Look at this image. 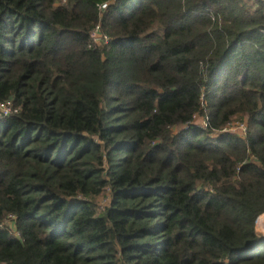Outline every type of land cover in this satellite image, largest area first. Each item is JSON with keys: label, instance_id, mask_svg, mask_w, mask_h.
Returning a JSON list of instances; mask_svg holds the SVG:
<instances>
[{"label": "trees", "instance_id": "1", "mask_svg": "<svg viewBox=\"0 0 264 264\" xmlns=\"http://www.w3.org/2000/svg\"><path fill=\"white\" fill-rule=\"evenodd\" d=\"M3 100L0 264H264L260 0H0Z\"/></svg>", "mask_w": 264, "mask_h": 264}, {"label": "built area", "instance_id": "2", "mask_svg": "<svg viewBox=\"0 0 264 264\" xmlns=\"http://www.w3.org/2000/svg\"><path fill=\"white\" fill-rule=\"evenodd\" d=\"M260 1L264 4V0H260ZM103 7H104V5H102L100 8L103 9ZM89 41L92 44H95L96 46H98L100 44L107 43L108 40H107L106 36H104V35H102L100 33V30H99L98 26H96L89 33ZM15 112H16V110L13 108L12 103H11L10 100L0 101V118L8 117L9 115H11V114H13ZM203 125H204V123H203ZM239 126H240V130H241L242 136H243L244 132H245V123L244 122H240ZM227 128H228V125L222 131H225V129H227ZM11 220H12V217L8 216L7 217V221L5 223H7L9 225ZM259 234L264 236L262 231Z\"/></svg>", "mask_w": 264, "mask_h": 264}, {"label": "rangeland", "instance_id": "3", "mask_svg": "<svg viewBox=\"0 0 264 264\" xmlns=\"http://www.w3.org/2000/svg\"><path fill=\"white\" fill-rule=\"evenodd\" d=\"M240 120H238L237 118H233V119H231V121H230V123L228 124V128L227 129H225V131H228V132H231V133H235V134H237L238 136H242V132H241V130H240V126H239V124H240V122H239ZM203 120H200V118H198V117H195V119H194V123L195 124H198V125H200V126H204L203 125ZM243 122V121H242ZM177 128H173L172 129V132L173 133H175V132H177ZM214 134V133H213ZM213 136V135H212ZM107 198H108V194L107 193H105L103 196H101V197H99L97 200H96V202H97V204L99 205V207H101V206H105V204H106V202H107ZM259 217V216H258ZM257 217V218H258ZM256 221V220H255ZM258 226V227H257ZM260 226H263L264 227V223H262V222H260L259 224H257L256 223V225H255V223H254V231H255V227H257V230H260V229H258ZM261 231H259V233H260ZM255 233L256 234H258V235H260L258 232H256L255 231ZM263 234H264V232H262ZM262 236V235H261ZM262 237H264V236H262Z\"/></svg>", "mask_w": 264, "mask_h": 264}, {"label": "bare ground", "instance_id": "4", "mask_svg": "<svg viewBox=\"0 0 264 264\" xmlns=\"http://www.w3.org/2000/svg\"><path fill=\"white\" fill-rule=\"evenodd\" d=\"M262 216V215H261ZM258 227V226H257ZM257 227H255V231L256 232H259V231H262V232H264V227L263 226H260L258 229H260V230H257Z\"/></svg>", "mask_w": 264, "mask_h": 264}]
</instances>
